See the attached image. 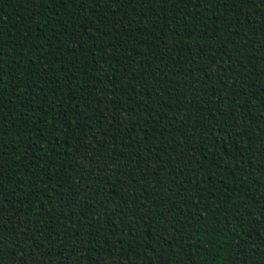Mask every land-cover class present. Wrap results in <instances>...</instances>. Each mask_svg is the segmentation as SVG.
Instances as JSON below:
<instances>
[{
  "label": "trees",
  "instance_id": "obj_1",
  "mask_svg": "<svg viewBox=\"0 0 264 264\" xmlns=\"http://www.w3.org/2000/svg\"><path fill=\"white\" fill-rule=\"evenodd\" d=\"M0 264H264V0H0Z\"/></svg>",
  "mask_w": 264,
  "mask_h": 264
},
{
  "label": "snow or ice",
  "instance_id": "obj_2",
  "mask_svg": "<svg viewBox=\"0 0 264 264\" xmlns=\"http://www.w3.org/2000/svg\"><path fill=\"white\" fill-rule=\"evenodd\" d=\"M54 2H58V0H54ZM2 63V61H0ZM0 83H2V76H0Z\"/></svg>",
  "mask_w": 264,
  "mask_h": 264
}]
</instances>
